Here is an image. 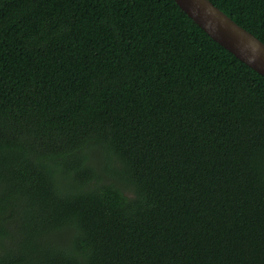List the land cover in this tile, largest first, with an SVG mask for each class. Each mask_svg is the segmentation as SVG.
I'll use <instances>...</instances> for the list:
<instances>
[{"label":"trees","instance_id":"obj_1","mask_svg":"<svg viewBox=\"0 0 264 264\" xmlns=\"http://www.w3.org/2000/svg\"><path fill=\"white\" fill-rule=\"evenodd\" d=\"M0 264H264V76L174 0H0Z\"/></svg>","mask_w":264,"mask_h":264},{"label":"water","instance_id":"obj_2","mask_svg":"<svg viewBox=\"0 0 264 264\" xmlns=\"http://www.w3.org/2000/svg\"><path fill=\"white\" fill-rule=\"evenodd\" d=\"M211 39L264 76V43L233 21L210 0H174Z\"/></svg>","mask_w":264,"mask_h":264}]
</instances>
